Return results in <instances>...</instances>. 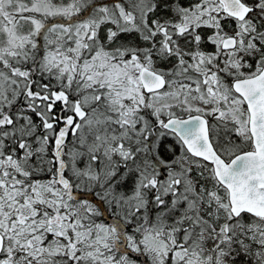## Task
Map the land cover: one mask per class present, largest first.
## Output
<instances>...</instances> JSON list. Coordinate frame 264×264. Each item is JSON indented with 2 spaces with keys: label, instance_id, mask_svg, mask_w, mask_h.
I'll return each instance as SVG.
<instances>
[{
  "label": "snow or ice",
  "instance_id": "6c2138e0",
  "mask_svg": "<svg viewBox=\"0 0 264 264\" xmlns=\"http://www.w3.org/2000/svg\"><path fill=\"white\" fill-rule=\"evenodd\" d=\"M0 264H264V0H0Z\"/></svg>",
  "mask_w": 264,
  "mask_h": 264
}]
</instances>
